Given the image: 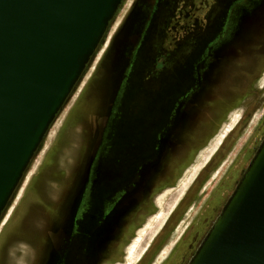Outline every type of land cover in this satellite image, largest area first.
<instances>
[{
    "label": "rangeland",
    "instance_id": "1",
    "mask_svg": "<svg viewBox=\"0 0 264 264\" xmlns=\"http://www.w3.org/2000/svg\"><path fill=\"white\" fill-rule=\"evenodd\" d=\"M145 2L149 4L143 24L127 35L128 44L119 45L107 61L102 43L91 57L31 160L0 219L1 233L4 222L15 213L10 230L0 237V264L37 263L44 213L52 217L63 211L65 199L77 181L75 166L90 142H94V151L86 160L85 183L75 206V228L68 226L61 243L60 264H68L67 258L64 259L66 253L68 257L75 254V264H146L148 261L159 264L197 209V205H191L183 214L185 193L196 179L209 172V179L196 199L198 204L228 163L213 169L223 149L229 145L232 157L245 143V148L251 151L241 174L226 191V202L262 141L264 130L255 132L254 127L263 108L264 71L248 85L240 60L244 68L258 59L264 49V23L260 27L256 25L258 19L264 21V4L257 17L243 22L235 34L242 51L238 53L237 63L224 65L232 71H215L208 89L197 96L204 104L199 107L197 116L191 114L182 122L191 106L177 100L188 87L173 84L174 67L169 64L170 58H165L163 68L155 70L159 55L155 25L163 16L166 0ZM129 3L127 0L118 10L106 39ZM95 71L96 74L100 71L99 75L90 82L92 86L89 83L81 93ZM192 81L187 73L186 84ZM213 93L228 101L207 104L206 101H215L207 99ZM231 107L233 109L229 110ZM234 127L236 130L228 135ZM119 208L123 216L110 235L102 232L98 238L102 250L96 252L92 249L93 232L105 215ZM219 213L215 212L192 252ZM130 216L133 218L131 226L121 231L126 217ZM178 216L182 218L178 228L163 232L166 224ZM118 234L122 240L115 242L117 255L107 256ZM162 240L164 246L157 252ZM190 258L191 255L184 264Z\"/></svg>",
    "mask_w": 264,
    "mask_h": 264
},
{
    "label": "water",
    "instance_id": "2",
    "mask_svg": "<svg viewBox=\"0 0 264 264\" xmlns=\"http://www.w3.org/2000/svg\"><path fill=\"white\" fill-rule=\"evenodd\" d=\"M121 2L0 0V219ZM187 264H264V137Z\"/></svg>",
    "mask_w": 264,
    "mask_h": 264
},
{
    "label": "flooded vegetation",
    "instance_id": "3",
    "mask_svg": "<svg viewBox=\"0 0 264 264\" xmlns=\"http://www.w3.org/2000/svg\"><path fill=\"white\" fill-rule=\"evenodd\" d=\"M126 1L127 0H122L118 10L124 3L126 4ZM148 4L149 2H145V0H130L124 14L113 28L112 34L106 39V33L118 13L117 10L93 55L97 53L102 43H104L105 49H103V56L106 58L108 55L106 58L108 61L113 51L117 47H120L119 45L128 44V39H126L127 35L130 36L132 32L137 30L141 23L143 24ZM263 4L264 0H166L163 7V16H161L160 20H158L155 25V31L158 36L157 47L159 48L155 70L158 72L163 68L165 58H170L169 64L171 68L172 66L174 67L172 76L173 84L176 85V87L179 85L188 87V91L186 90L177 100L185 101L187 105L190 104L189 106L191 107L189 108L192 109L186 113L187 115L184 114L182 122L188 119L191 114L195 117L197 116L200 111L199 107L204 105L199 102L197 96L208 89V83L216 73L215 71L217 69L223 71L227 69L224 68V65L237 63L238 53H240L242 49L237 45L235 34L238 30L240 31L243 22L250 17H257ZM262 23H264V21L260 18L256 22V25L260 27ZM125 51H127V49ZM258 59L248 63V66L244 68H242L243 66L240 60L241 69L245 72L244 77L248 85L260 78L264 71V49H262ZM227 70L232 71V69ZM96 73L95 71L93 77L91 76V78L88 79L84 87H82L81 93L87 89L90 82L95 81L100 71L98 74ZM187 73L190 74V79H193V81L186 84ZM92 84L90 83L89 86L91 87ZM217 95L219 94H210L207 99H213L215 101H206L207 104H212L217 101H221L220 104H223L224 101H228L224 97L223 99L217 98ZM215 105L219 106L218 104ZM263 105L264 101L261 103V107L263 108L261 110L260 119L254 127L255 132H257V130H264ZM232 107L229 110H232ZM103 108H105L104 105ZM247 111L248 110H246V112ZM227 112L228 110L226 113ZM243 117L244 115L241 118ZM217 122H219V120ZM212 124L213 123H210L211 127ZM218 126L217 128L215 127V132L213 131L214 133L212 135L216 133ZM236 127L231 129L228 135L232 134L236 130ZM94 137L97 136L94 135ZM91 144L90 142V145L86 147L87 151L82 154V159H79V163L75 166V178L77 181L68 199H65L66 203L63 211L60 214H54L52 217L44 213L43 232L40 237L42 246L40 257L36 264H53L55 261H59L57 264H60L62 261L59 256V254H62V252H60L61 243L63 237L68 233L66 231L68 226L75 223V206L79 202V196L81 195L82 185L85 183L88 169L86 160L94 151V142L92 145ZM250 151V148H245V143L234 152L232 157L233 151L230 152L229 145L223 149L220 158L213 163V169L222 167L227 161L228 163L223 168L221 175L217 178L212 188L203 196L202 200L198 201V204H196V199L199 198L203 185L209 179V172L202 178L199 177L196 179L197 181H195L194 185L186 191L183 214L191 205H197V209L182 229L170 251L159 264H184L187 258L193 255L195 250L192 252V248L195 243L201 239L205 227L212 220L215 212L221 211L225 203L224 198L226 191L241 174L243 163L249 156ZM205 166L206 165H204V167ZM28 188L29 187H27V189ZM14 214L8 221L4 222L0 237L10 230L9 227L12 225ZM181 221V216H178L170 222V224H166L163 232L176 230ZM74 228L72 231L75 233ZM161 237L164 238V236ZM163 243V240L158 243L157 252L162 249L164 246ZM65 258H67L66 263L75 264V254L68 257V253H66L64 259ZM150 263L151 261L146 262V264Z\"/></svg>",
    "mask_w": 264,
    "mask_h": 264
},
{
    "label": "trees",
    "instance_id": "4",
    "mask_svg": "<svg viewBox=\"0 0 264 264\" xmlns=\"http://www.w3.org/2000/svg\"><path fill=\"white\" fill-rule=\"evenodd\" d=\"M260 26V25H259ZM133 222V218L130 216V217H126V219H125V223H124V225H122L121 227V231H124V230H127V229H129V227L131 226V223ZM125 232V231H124ZM116 238H118V239H116ZM116 241H113V247H110L108 250H107V256H110V257H114V256H116L117 255V250H116V244H115V242H121V240H122V237H121V235H117L116 236ZM114 239V240H115ZM102 250V249H101ZM100 250V251H101Z\"/></svg>",
    "mask_w": 264,
    "mask_h": 264
}]
</instances>
